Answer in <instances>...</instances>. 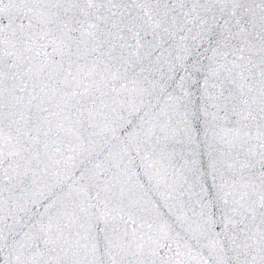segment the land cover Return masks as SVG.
<instances>
[{
    "label": "snow or ice",
    "instance_id": "snow-or-ice-1",
    "mask_svg": "<svg viewBox=\"0 0 264 264\" xmlns=\"http://www.w3.org/2000/svg\"><path fill=\"white\" fill-rule=\"evenodd\" d=\"M0 264H264V0H0Z\"/></svg>",
    "mask_w": 264,
    "mask_h": 264
}]
</instances>
